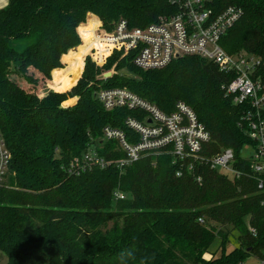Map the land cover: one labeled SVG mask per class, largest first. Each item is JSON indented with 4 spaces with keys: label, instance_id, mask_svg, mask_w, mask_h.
<instances>
[{
    "label": "trees",
    "instance_id": "trees-1",
    "mask_svg": "<svg viewBox=\"0 0 264 264\" xmlns=\"http://www.w3.org/2000/svg\"><path fill=\"white\" fill-rule=\"evenodd\" d=\"M178 2L9 0L0 9V133L12 156L0 184V250L7 264H240L263 255L264 191L242 158L253 143L243 121L250 108L225 96L231 76L198 56L148 71L133 64L135 52L115 51L102 67L85 59L98 40L113 42L97 36L96 18L81 26L88 15L108 32L120 20L145 28L176 15ZM215 3L217 12L228 6L243 11L221 46L264 60V0ZM13 41L24 42L23 50ZM78 65L76 80L49 89ZM114 65L115 73L100 79ZM116 88L166 114L177 103L188 105L212 137L205 158L232 149L243 175L232 178L167 153L145 155L122 171L110 165L69 172L92 147L107 161L124 157L116 141L102 139L103 130H122L130 140L124 122L140 114L106 111L95 97ZM233 232L238 245L227 252ZM122 252L132 255L121 259Z\"/></svg>",
    "mask_w": 264,
    "mask_h": 264
},
{
    "label": "built area",
    "instance_id": "built-area-1",
    "mask_svg": "<svg viewBox=\"0 0 264 264\" xmlns=\"http://www.w3.org/2000/svg\"><path fill=\"white\" fill-rule=\"evenodd\" d=\"M215 2L179 0V12L160 18L158 23L131 29L126 21L120 20L112 33L103 32L98 27L96 34L99 38L113 41L110 42L113 47L104 62L114 50L123 51L125 55L135 52L133 64L148 71L161 69L180 57L198 56L213 62L221 72L229 74L231 80L224 87L225 96L236 105L247 104L250 108L243 121L253 142L246 146L252 152L247 157L242 155V158L249 165V173L257 179L258 188L264 191V76L261 73L264 60L246 53L231 55L221 46L222 38L240 21L243 11L228 6L217 12ZM97 53L93 47L85 59L91 57L101 67L104 62L99 63L94 59ZM95 97L106 111L126 108L140 114L139 118L128 117L124 122L133 132V137L129 140L124 131L105 127L102 139L116 141L124 157L107 161L99 156L96 147H92L81 159H76L67 167L69 172L84 171L94 166L105 169L110 165L122 171L145 155L167 153L178 162L193 160L209 164L211 169L232 178L243 175L235 166L236 158L232 149H224L209 159L205 158L204 152L212 137L188 105L177 103L174 111L166 114L148 100L121 88L101 89L95 93ZM11 158L0 133V184L5 181ZM189 169L192 170L193 166L190 165ZM197 181L201 183V178ZM118 194L116 198L123 196ZM254 260L264 264V255L250 257L240 264H249Z\"/></svg>",
    "mask_w": 264,
    "mask_h": 264
},
{
    "label": "rangeland",
    "instance_id": "rangeland-1",
    "mask_svg": "<svg viewBox=\"0 0 264 264\" xmlns=\"http://www.w3.org/2000/svg\"><path fill=\"white\" fill-rule=\"evenodd\" d=\"M89 16V15H88ZM100 21V20H99ZM88 23V21H86V23H84L82 26H84V25H86ZM100 25H99V27H101L100 29L104 32H107L108 34H110V33H112V31H110V32H108L107 30H105L104 28H103V24L101 23V21H100V23H99ZM81 27V26H80ZM80 27L78 28V30L80 29ZM80 35V34H79ZM80 38H81V45L79 46V47H81V46H83L84 45V41H83V39H82V37H81V35H80ZM12 44L14 45V47L15 48H17L18 50H20V51H22L23 50V48L25 47V44H24V42H21V41H13L12 42ZM111 43L108 41V40H103V39H101V40H98L97 41V51H98V53H97V58H98V62L99 63H102L103 62V60H104V58H105V56L108 54V51H109V48L111 47ZM79 47H77V48H75V49H73V50H71V51H75V50H77ZM115 51H118V50H114L110 55L112 56L113 54H114V52ZM93 54H94V52H93ZM88 55V54H87ZM89 56V55H88ZM110 56V57H111ZM91 58V57H90ZM94 58V57H93ZM95 59V58H94ZM91 60L93 61V59L91 58ZM107 60H108V58L106 59V61L102 64V65H105V63L107 62ZM97 65V64H96ZM67 66V65H66ZM102 67V66H101ZM115 67H116V65H114V67L112 68V70L111 71H109V72H106V73H104V74H102L101 76H103V75H105V74H107V73H111L112 75L115 73ZM80 72H81V67H80V65H78L77 67H75L73 70H71L64 78H62L56 85H53V86H51V87H49V89L51 90V89H55V88H58V87H61L62 85H63V83H64V80L65 79H67V78H70V79H73V80H76L77 79V77L79 76V74H80ZM100 76V77H101ZM47 93V92H46ZM251 149H250V147H244L243 148V150H242V155L244 156V157H247V156H249L250 154H251ZM232 235H233V237H231L230 238V245L227 247V252H230L232 249H233V247H235V246H237L238 245V242H237V237H238V234L236 233V232H233L232 233ZM218 240H216V242L214 243V245L212 246V248H211V251L212 252H216L217 251V246H218ZM217 255H220V253L218 252V254ZM263 255H264V252H263ZM208 257V256H207ZM0 264H7V256H6V254L4 253V252H2L1 250H0ZM249 264H258V262H256L255 260L254 261H252V262H250Z\"/></svg>",
    "mask_w": 264,
    "mask_h": 264
},
{
    "label": "crops",
    "instance_id": "crops-1",
    "mask_svg": "<svg viewBox=\"0 0 264 264\" xmlns=\"http://www.w3.org/2000/svg\"><path fill=\"white\" fill-rule=\"evenodd\" d=\"M8 4H9V0H8V3H7V5L6 6H4V7H0V9H4V8H6L7 6H8ZM94 17V18H96L98 21H99V19L97 18V17H95V16H93V15H89L88 16V18H87V21L89 20V18L90 17ZM100 22V21H99ZM82 26V25H81ZM64 62V61H63ZM49 92H51V91H49ZM49 92H47L46 94H48ZM46 94H44V95H46ZM76 98H74V99H70L69 101H67V102H71L70 104H65V106L67 107V106H72L73 104H75L76 103ZM66 102V103H67Z\"/></svg>",
    "mask_w": 264,
    "mask_h": 264
},
{
    "label": "clouds",
    "instance_id": "clouds-1",
    "mask_svg": "<svg viewBox=\"0 0 264 264\" xmlns=\"http://www.w3.org/2000/svg\"><path fill=\"white\" fill-rule=\"evenodd\" d=\"M7 3H8V0H0V7H4V6H6L7 5ZM118 194V193H117ZM119 195V194H118ZM119 198H121V199H123L124 197L123 196H119ZM125 255H127V256H131L132 255V253L131 252H122L121 253V259H123L124 257H125Z\"/></svg>",
    "mask_w": 264,
    "mask_h": 264
},
{
    "label": "water",
    "instance_id": "water-1",
    "mask_svg": "<svg viewBox=\"0 0 264 264\" xmlns=\"http://www.w3.org/2000/svg\"><path fill=\"white\" fill-rule=\"evenodd\" d=\"M111 76H112L111 73H107V74L101 76L100 79H108V78H110Z\"/></svg>",
    "mask_w": 264,
    "mask_h": 264
}]
</instances>
